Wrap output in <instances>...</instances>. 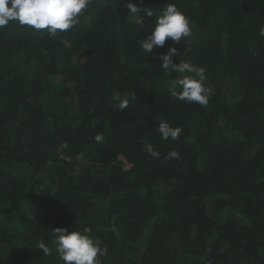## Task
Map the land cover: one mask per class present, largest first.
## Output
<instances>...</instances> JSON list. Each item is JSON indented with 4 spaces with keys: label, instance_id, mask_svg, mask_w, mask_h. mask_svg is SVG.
<instances>
[{
    "label": "trees",
    "instance_id": "16d2710c",
    "mask_svg": "<svg viewBox=\"0 0 264 264\" xmlns=\"http://www.w3.org/2000/svg\"><path fill=\"white\" fill-rule=\"evenodd\" d=\"M121 2L56 36L0 28V264H63L56 228L107 246L101 264H264V0H124L152 9L140 26ZM168 3L192 34L144 53ZM170 47L207 69V106L170 95Z\"/></svg>",
    "mask_w": 264,
    "mask_h": 264
},
{
    "label": "clouds",
    "instance_id": "9594fccd",
    "mask_svg": "<svg viewBox=\"0 0 264 264\" xmlns=\"http://www.w3.org/2000/svg\"><path fill=\"white\" fill-rule=\"evenodd\" d=\"M91 0H0V28L7 26L9 22L15 21L20 26H28L35 30H47L50 36H56L58 32H65L79 22V16L89 7ZM127 14H130L137 25H142L144 17L151 18L154 13L152 9H141L136 4L127 2ZM143 11V16L140 13ZM192 29L185 14L180 11L176 4L168 3L162 14L156 17L154 27L150 34L140 42L144 53L153 55L154 47H163L166 40L173 43L180 42L182 38L190 37ZM264 36V28L261 29ZM178 56L176 47H170L166 53H160V67L164 72H176L183 74L172 80L169 85V93L172 97L188 103H198L207 106L209 102L208 89L204 85L207 79V69L187 61L174 63L173 57ZM190 74V75H189ZM128 107V99L123 98L116 105L120 111ZM157 131L164 140L178 139L182 129L173 128L167 122H160ZM97 142L103 140L98 134L95 137ZM150 156L158 158L159 151L147 146ZM179 159V153L170 151L166 159ZM54 244L59 259L63 264H101L99 257L108 254L107 246L101 248L99 243L89 235L75 230L68 231L65 228L54 230ZM39 248L45 255L50 254V249L45 243L40 242Z\"/></svg>",
    "mask_w": 264,
    "mask_h": 264
}]
</instances>
